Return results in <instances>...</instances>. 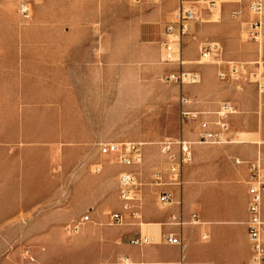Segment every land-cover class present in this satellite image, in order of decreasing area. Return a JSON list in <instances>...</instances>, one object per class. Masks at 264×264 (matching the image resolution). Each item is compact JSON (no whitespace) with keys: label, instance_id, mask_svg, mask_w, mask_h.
<instances>
[{"label":"rangeland","instance_id":"obj_1","mask_svg":"<svg viewBox=\"0 0 264 264\" xmlns=\"http://www.w3.org/2000/svg\"><path fill=\"white\" fill-rule=\"evenodd\" d=\"M182 1L195 0H0V264H67L81 227L104 225L95 213L121 208L117 175L134 170L100 146L142 143V180L150 182L144 170L165 167L155 160L159 142L195 124L180 119L181 93L215 91L216 79L219 105H232L237 84L252 85L244 91L257 100L264 95L256 82L264 77V33L248 34L249 7L242 58L224 52L220 67L198 63L201 47L231 42L236 28L222 5L235 0L201 6L176 51L183 64L163 62L165 25ZM231 61L246 63L247 75L219 80ZM180 70L199 82L164 79Z\"/></svg>","mask_w":264,"mask_h":264},{"label":"crops","instance_id":"obj_2","mask_svg":"<svg viewBox=\"0 0 264 264\" xmlns=\"http://www.w3.org/2000/svg\"><path fill=\"white\" fill-rule=\"evenodd\" d=\"M222 8L230 15L232 11L239 14L231 15L236 28L226 37L231 42L219 38L222 45L215 43L221 46L223 54L232 52L236 54L233 58L241 59L239 52L245 47L241 25L248 14L247 3L229 1ZM215 86V91L201 88L193 98L195 103L187 109L201 113L216 111L222 99L217 93L220 85L216 79ZM251 86L237 84L240 91L231 97L236 113L232 115L230 142H197L199 120H213V115H201L194 126L184 127L182 138L194 142L192 158L183 167L182 188H166L171 196L170 204H160L154 189L145 186L142 205L132 211L136 216L126 213L122 225H111L109 216L95 213L96 220H108V223L83 225L72 241L67 264H178L181 259L182 264H249L248 164L258 159L264 165V95H258L257 100L255 94L245 93ZM160 159L162 155L157 156L156 164ZM154 172L156 169L150 167L144 170V177L149 181ZM171 217L181 218L185 224L175 225ZM261 218L264 220V196ZM169 235L180 237L182 247L168 243L165 237ZM204 235L206 238L202 239ZM140 236L152 241L131 242Z\"/></svg>","mask_w":264,"mask_h":264},{"label":"built area","instance_id":"obj_3","mask_svg":"<svg viewBox=\"0 0 264 264\" xmlns=\"http://www.w3.org/2000/svg\"><path fill=\"white\" fill-rule=\"evenodd\" d=\"M248 2L249 12L252 16L250 21V30L248 34L254 40H258L264 33V0H240ZM216 0H195L182 1L178 8L173 12L171 19L165 25L164 41L162 43L163 62L183 64L176 58V51L179 49L181 39L189 33L190 23L197 20L201 6H207L210 9L216 8ZM21 13L28 17L27 8H22ZM238 11H232V17L237 16ZM221 66L222 48L218 43H209L200 48V58L198 63L203 60H210ZM247 75V64L242 62H227V70L219 68L217 76L221 81L234 80L243 78ZM260 74H255L258 77ZM167 82L182 84H196L199 82V76L196 73L185 71L173 72L165 75ZM246 79V78H245ZM259 94H264V77L256 80ZM179 115L181 121H196L201 115H213V120H199L200 133L197 139L198 143L206 144H225L230 142L231 127L229 117L236 113V109L230 103L224 102L219 105L216 111L211 113H201L187 109L195 101L181 93L178 98ZM194 142L188 141L182 137L176 139L166 138L159 142V149L164 160V171H157L152 174L150 182H143L141 179V168L143 165L142 143L121 142L105 143L100 146L104 153L113 154L118 164L134 170L123 171L117 175V187L121 201V211L112 212L109 216V224L122 225L125 222V214L136 215L132 213L142 205L143 188L150 186L154 189L158 202L162 205L171 203L170 193L167 187L181 189L183 180V167L191 161V145ZM238 163V162H237ZM249 178L246 181L248 186V214L247 221L248 238L251 248L249 264H264V220L261 218V202L264 196V165L257 159L248 164ZM101 165H95L94 173H99ZM171 222L175 225L182 226L185 222L181 218L171 217ZM78 223L73 226V232L79 231ZM206 236H202L205 239ZM170 244L182 247L180 237L169 235L165 237ZM152 239L140 236L138 239L131 241L134 244H144L151 242ZM182 264V259L178 262Z\"/></svg>","mask_w":264,"mask_h":264},{"label":"bare ground","instance_id":"obj_4","mask_svg":"<svg viewBox=\"0 0 264 264\" xmlns=\"http://www.w3.org/2000/svg\"><path fill=\"white\" fill-rule=\"evenodd\" d=\"M191 40V39H190Z\"/></svg>","mask_w":264,"mask_h":264}]
</instances>
